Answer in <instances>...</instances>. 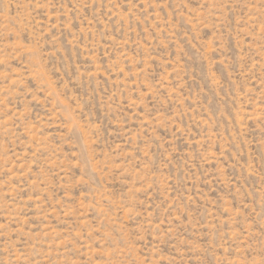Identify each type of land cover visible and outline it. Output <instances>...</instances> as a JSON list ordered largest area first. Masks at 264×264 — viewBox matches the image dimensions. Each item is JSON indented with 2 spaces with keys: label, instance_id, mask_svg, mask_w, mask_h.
<instances>
[{
  "label": "rangeland",
  "instance_id": "374dc122",
  "mask_svg": "<svg viewBox=\"0 0 264 264\" xmlns=\"http://www.w3.org/2000/svg\"><path fill=\"white\" fill-rule=\"evenodd\" d=\"M0 264H264V0H0Z\"/></svg>",
  "mask_w": 264,
  "mask_h": 264
}]
</instances>
